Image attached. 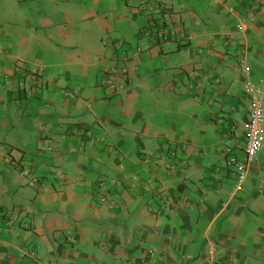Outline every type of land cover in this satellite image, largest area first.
<instances>
[{
  "label": "crops",
  "instance_id": "crops-1",
  "mask_svg": "<svg viewBox=\"0 0 264 264\" xmlns=\"http://www.w3.org/2000/svg\"><path fill=\"white\" fill-rule=\"evenodd\" d=\"M250 1L0 0V264H264V148L238 190L225 151L241 38L264 77ZM151 17L171 34L139 39Z\"/></svg>",
  "mask_w": 264,
  "mask_h": 264
},
{
  "label": "built area",
  "instance_id": "built-area-1",
  "mask_svg": "<svg viewBox=\"0 0 264 264\" xmlns=\"http://www.w3.org/2000/svg\"><path fill=\"white\" fill-rule=\"evenodd\" d=\"M264 3V0H251L245 4L246 14L243 19H238L239 22L236 25V30L242 35L245 32L246 25L245 21L254 23L256 19L261 16L256 13L257 8H260ZM227 11L231 14H236L234 6H231L226 3ZM156 22V24H155ZM148 30L145 34L148 35L149 39L153 42H158L163 38H166L171 33L172 27L166 21L158 22L155 18L149 22ZM156 25V28H155ZM244 42L239 43L242 48L240 53L241 56L237 61L238 68L244 74V81L242 83L243 93L248 98L247 105V115L248 120L246 123L245 133L242 139L229 140L228 145L225 148L228 158L226 160L227 165L234 166V175L236 178L235 190H238L241 184L245 181L248 167L252 163L258 154L264 148V77L254 79L252 77L251 68L246 60V50H243ZM140 48H138L139 50ZM29 76L36 80L42 75V67L37 66L34 69H28ZM127 76V68L123 67L118 70V68H112L108 75L105 77L106 87L112 91L117 90L118 87L122 84L118 80L121 77ZM120 79H119V78ZM220 120H223L222 118ZM234 148H241L244 153V159L240 160L235 156L231 155V152ZM4 229L8 228L13 224L14 218L12 214H6L3 217ZM212 255V251L209 252V256ZM210 262L209 264H212Z\"/></svg>",
  "mask_w": 264,
  "mask_h": 264
},
{
  "label": "rangeland",
  "instance_id": "rangeland-1",
  "mask_svg": "<svg viewBox=\"0 0 264 264\" xmlns=\"http://www.w3.org/2000/svg\"><path fill=\"white\" fill-rule=\"evenodd\" d=\"M148 27H149V25H147V26H145L144 28H142V30L140 31V34H139V36H138V38L140 39V38H142V39H148L149 37H148V35H146L145 34V32H146V30H148ZM171 34V33H170ZM38 65H30V66H27L28 67V69H34L35 67H37ZM121 68L120 67H118V70H120ZM23 81V79H21V82ZM104 83H105V81H104ZM106 85V84H105Z\"/></svg>",
  "mask_w": 264,
  "mask_h": 264
},
{
  "label": "trees",
  "instance_id": "trees-1",
  "mask_svg": "<svg viewBox=\"0 0 264 264\" xmlns=\"http://www.w3.org/2000/svg\"><path fill=\"white\" fill-rule=\"evenodd\" d=\"M153 19H154V18L151 17V18L149 19V22H150L151 20H153ZM157 21H158V20H157ZM162 21H165V20H162ZM155 24H156V22H155ZM155 28H156V25H155Z\"/></svg>",
  "mask_w": 264,
  "mask_h": 264
}]
</instances>
